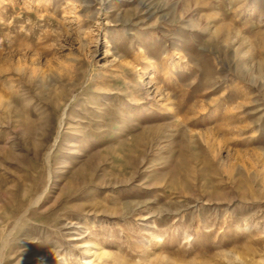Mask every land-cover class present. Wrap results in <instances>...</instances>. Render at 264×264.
I'll return each mask as SVG.
<instances>
[{
	"label": "rangeland",
	"instance_id": "obj_1",
	"mask_svg": "<svg viewBox=\"0 0 264 264\" xmlns=\"http://www.w3.org/2000/svg\"><path fill=\"white\" fill-rule=\"evenodd\" d=\"M0 264H264V0H0Z\"/></svg>",
	"mask_w": 264,
	"mask_h": 264
}]
</instances>
